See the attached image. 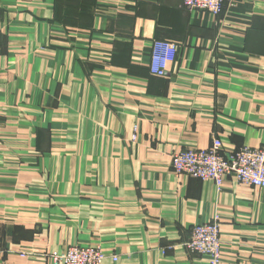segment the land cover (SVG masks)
Segmentation results:
<instances>
[{"label":"crops","instance_id":"1","mask_svg":"<svg viewBox=\"0 0 264 264\" xmlns=\"http://www.w3.org/2000/svg\"><path fill=\"white\" fill-rule=\"evenodd\" d=\"M154 40L178 45L150 71ZM264 147V0H0V264L99 245L103 264H264V188L175 175L171 155Z\"/></svg>","mask_w":264,"mask_h":264},{"label":"built area","instance_id":"2","mask_svg":"<svg viewBox=\"0 0 264 264\" xmlns=\"http://www.w3.org/2000/svg\"><path fill=\"white\" fill-rule=\"evenodd\" d=\"M189 11L206 12L218 16L224 0H182ZM178 45L170 40H154L150 52V71L158 76L166 74V64L172 61ZM170 167L175 175H184L211 182L220 190L228 177L237 183L264 188V147L242 146L230 152H222V141L213 137L206 148L183 149L171 155ZM218 218L196 223L184 248L206 257L207 264H222L220 225ZM110 257L116 262L117 255H107L99 245L72 244L63 251L48 254L51 264H103Z\"/></svg>","mask_w":264,"mask_h":264}]
</instances>
